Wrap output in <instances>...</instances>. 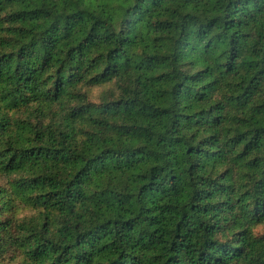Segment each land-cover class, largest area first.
Here are the masks:
<instances>
[{
    "label": "trees",
    "instance_id": "obj_1",
    "mask_svg": "<svg viewBox=\"0 0 264 264\" xmlns=\"http://www.w3.org/2000/svg\"><path fill=\"white\" fill-rule=\"evenodd\" d=\"M0 264H264V0H0Z\"/></svg>",
    "mask_w": 264,
    "mask_h": 264
}]
</instances>
